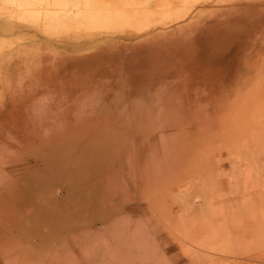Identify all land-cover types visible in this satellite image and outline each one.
Masks as SVG:
<instances>
[{
  "label": "bare ground",
  "instance_id": "bare-ground-1",
  "mask_svg": "<svg viewBox=\"0 0 264 264\" xmlns=\"http://www.w3.org/2000/svg\"><path fill=\"white\" fill-rule=\"evenodd\" d=\"M44 1L54 7L61 5V0ZM41 2L30 0L26 5ZM180 16L169 21L184 17ZM153 25L139 27L132 36L146 34ZM177 59L174 61L171 55L155 58L145 72L138 70L121 79L106 73L95 58H65L54 71L41 73L40 77V71H36L24 88L30 87L23 93L26 97L9 99L13 112L0 125L8 137L3 138L0 147L21 150L17 157L27 156L8 161L1 169L11 178L0 191V203L11 205L13 221L9 232L0 230V247L5 243L12 247L10 257L0 248V264H120L125 255L128 264H137L139 259L140 264L189 261L187 238H198L206 223L194 221L187 227L189 236L188 232L180 237L170 231L160 232L158 225L148 223L147 217L142 223L140 217L147 214L138 215L142 211L137 210L142 206L140 201L152 209L157 198L172 199L173 204L185 205L198 217L197 212L211 209L207 206L213 204L211 189L224 178V164L204 166L196 177L201 186L189 182L184 173L195 169L205 157L207 162L217 157L222 160L224 150L225 156L231 157L236 179H249L258 143L250 136L241 143L228 142L217 149L214 142L216 146L207 147L212 151L205 157L202 143L189 148V131L199 138L207 132L210 139L218 142L230 136L232 128L207 131L205 123L210 113L204 107L207 98L202 95L196 96L192 108L181 104L188 90H178L171 83L187 85L190 69L200 62ZM34 65L35 70L37 64ZM82 70L84 74L75 78ZM29 90L34 93L28 94ZM163 105L167 114L162 111ZM198 109L201 115H193ZM163 120L171 124L161 125ZM151 127L160 132L165 153L150 149L151 137L155 136L148 132ZM224 130L229 134L224 135ZM180 136L188 138L183 147ZM128 149L132 153L125 155ZM228 200L219 197L215 204L219 202L217 208L225 209ZM121 248L125 253L116 259ZM246 251V257L254 254L252 248Z\"/></svg>",
  "mask_w": 264,
  "mask_h": 264
},
{
  "label": "rangeland",
  "instance_id": "rangeland-1",
  "mask_svg": "<svg viewBox=\"0 0 264 264\" xmlns=\"http://www.w3.org/2000/svg\"><path fill=\"white\" fill-rule=\"evenodd\" d=\"M29 1L0 0V125H4L13 112L8 105L9 99L19 95L26 97L23 93L30 87L24 88L36 71H40L39 77L41 73L54 71L65 58H95L97 63L103 64L101 68L106 73L126 79L138 70H148L155 58L171 55L174 61L176 57L184 61L205 50L210 61L199 68L197 79L201 78L200 71L208 75L213 73V68L216 70L223 63L225 66L224 89L219 93L220 107L215 108L213 114L211 110L208 112L210 118L205 126L207 131H218L222 127L232 130L230 136L218 142L217 139H210L207 132H204L205 137L199 138L189 131V148L203 144L206 147L205 157L212 151L207 147H215L216 143L219 149L228 142L238 144L253 137L258 145L254 147L252 180L236 179L231 157L225 156L226 151L223 150L222 160L217 157L207 162L205 157V161L198 163L195 169L184 173L189 182L201 186L196 177L204 166L218 162L224 164V178L211 189L210 201L213 204L207 205L211 209L197 212L198 217H195L185 209V205L173 204L172 199L157 198L148 214L140 218L144 223L147 217V222L158 225L160 232L170 231L179 237L190 230L187 227L194 221L206 223L207 230L204 229L198 238H187L189 261L184 264H264V0H61V5L57 7L52 3L46 5L44 0L39 4L26 5ZM163 4L165 8H159ZM175 15L184 17L171 23L169 19ZM163 18L168 20L163 22ZM152 25L154 27L146 34L132 36L140 28ZM34 64H37L35 70L32 69ZM84 72L78 71L75 78ZM193 78L187 77V85L177 81L171 83L178 90H188L189 96L185 94L181 104H187L189 108L194 106L196 96L208 98V93L196 90L199 85L194 84ZM38 81L41 80L38 78ZM23 99L19 100L22 102ZM162 111L167 114L168 109L163 105ZM189 113L192 116L190 109ZM193 115L200 116V109ZM161 123L166 126L171 124L167 120ZM148 132L155 135L151 137L150 149L159 154L165 153L161 147L160 132L152 127ZM228 134L229 131L224 132V135ZM3 138L8 137L0 128V142ZM187 139L180 140L181 146ZM14 150L0 147V191L11 178L1 172L6 162L27 156L26 153L17 157L15 155L21 150ZM127 153L132 152L128 149L125 155ZM149 172L151 174V168L146 172L148 176ZM171 185L172 182L168 186ZM168 195L171 197V194ZM219 197L233 203L225 209L217 208L220 204H215V201ZM12 221L11 205L1 202L0 230L9 232ZM1 247L10 257L11 244L5 243ZM248 248H252L254 253L250 258L244 256ZM123 253V248L117 250L115 258ZM199 255L202 258H198ZM140 262V259L136 260L137 264ZM162 263L168 264L169 261L163 260ZM120 264H128L126 255Z\"/></svg>",
  "mask_w": 264,
  "mask_h": 264
},
{
  "label": "crops",
  "instance_id": "crops-1",
  "mask_svg": "<svg viewBox=\"0 0 264 264\" xmlns=\"http://www.w3.org/2000/svg\"><path fill=\"white\" fill-rule=\"evenodd\" d=\"M209 44L207 43V46ZM206 49V47H205ZM203 50V49H202ZM209 50V49H206ZM211 51V50H209ZM209 54V53H208ZM235 55V54H233ZM199 60V65H197L195 68L190 69V76L194 77V84L195 85H199V88H196V90L200 91V92H206L208 93V98L206 101V105H204V107L206 108V110L209 112L210 110L212 111V109L214 108H219L220 107V94L223 89H224V83H225V70L223 71V65H219V68H216V70H214L213 68V73L208 74V75H204L203 72L200 71V75L199 77H201L200 79L198 78V70L199 68L202 66V64L205 62H209L210 61V57L208 58L205 50H203L202 53H199L196 56H192L191 60ZM209 59V60H208ZM208 60V61H207ZM208 64V63H207ZM196 77V79H195ZM200 81V82H199ZM216 93V95H215ZM212 108V109H210ZM213 114V112H212ZM222 169V168H221ZM142 202V206L138 207V209H142V211H139L138 215H144V214H148L147 212H149V208L147 206V203L144 201H140ZM219 202H217L218 204ZM233 203L232 201L228 200L227 204ZM174 212H176V210H174ZM114 247H117V245H115Z\"/></svg>",
  "mask_w": 264,
  "mask_h": 264
}]
</instances>
